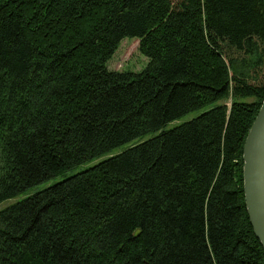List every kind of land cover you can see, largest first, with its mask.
Instances as JSON below:
<instances>
[{"label": "trees", "instance_id": "1", "mask_svg": "<svg viewBox=\"0 0 264 264\" xmlns=\"http://www.w3.org/2000/svg\"><path fill=\"white\" fill-rule=\"evenodd\" d=\"M124 39L140 72L107 68ZM263 100L264 0H0V204L93 163L0 209V264H264Z\"/></svg>", "mask_w": 264, "mask_h": 264}, {"label": "water", "instance_id": "2", "mask_svg": "<svg viewBox=\"0 0 264 264\" xmlns=\"http://www.w3.org/2000/svg\"><path fill=\"white\" fill-rule=\"evenodd\" d=\"M242 159L245 208L264 251V100L245 138Z\"/></svg>", "mask_w": 264, "mask_h": 264}, {"label": "rangeland", "instance_id": "3", "mask_svg": "<svg viewBox=\"0 0 264 264\" xmlns=\"http://www.w3.org/2000/svg\"><path fill=\"white\" fill-rule=\"evenodd\" d=\"M138 44L139 41L137 39H124L121 41L117 49L115 50L114 54L110 58V60L107 62V68L110 71H117V72H140L147 64V59L142 56L138 50ZM201 111H195L187 114L186 116L182 117L180 120L173 122L168 127H173L174 125L189 121L193 118H195ZM147 138V137H146ZM124 145L114 151V153H119L120 151L124 150L127 146ZM105 157L101 158L104 159ZM93 163L88 165H81L75 169H72L70 171H67L63 175L57 176L47 182L38 184L30 189H28L23 194L4 201L0 204V209L6 208L8 206H11L12 204L30 196L34 193L43 190L44 188L51 186L65 178H68L82 170H84L86 167L92 166Z\"/></svg>", "mask_w": 264, "mask_h": 264}]
</instances>
